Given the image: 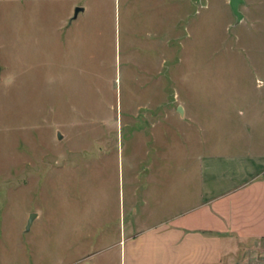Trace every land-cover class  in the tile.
<instances>
[{
    "label": "rangeland",
    "instance_id": "rangeland-1",
    "mask_svg": "<svg viewBox=\"0 0 264 264\" xmlns=\"http://www.w3.org/2000/svg\"><path fill=\"white\" fill-rule=\"evenodd\" d=\"M239 12L236 24L229 0L0 1V64L14 65L21 28L29 66L17 78L0 66V264L93 251L143 162L197 201V158L235 150H207L177 108L264 91V0Z\"/></svg>",
    "mask_w": 264,
    "mask_h": 264
},
{
    "label": "crops",
    "instance_id": "crops-1",
    "mask_svg": "<svg viewBox=\"0 0 264 264\" xmlns=\"http://www.w3.org/2000/svg\"><path fill=\"white\" fill-rule=\"evenodd\" d=\"M0 1L22 5L57 0ZM20 29L12 39L14 65L0 64L15 70V75L9 71L10 78L28 74V51H22L25 31ZM205 97L201 95L208 101L201 104V115L185 108L182 115L176 110L178 119L200 130L207 150L235 151L197 158V201H178L177 175H162L153 170L154 163L143 162L134 175L137 185L123 208V220L112 223L104 243L98 242L93 251L60 256L61 264H264V91L244 99L243 106L236 95L222 96L218 112ZM65 239L58 231L60 245Z\"/></svg>",
    "mask_w": 264,
    "mask_h": 264
},
{
    "label": "water",
    "instance_id": "water-1",
    "mask_svg": "<svg viewBox=\"0 0 264 264\" xmlns=\"http://www.w3.org/2000/svg\"><path fill=\"white\" fill-rule=\"evenodd\" d=\"M243 3V0H229V7H230V10L233 14V16L235 17L236 19V23H239L241 20H242V14L239 12V6ZM83 9L82 8H75L74 10V14H73V17L71 20H75L78 13L82 12ZM177 112L182 115L183 111H182V108L181 107H178L177 108ZM60 137V135H58V138ZM32 215L29 219V222L28 224H30L31 220H32Z\"/></svg>",
    "mask_w": 264,
    "mask_h": 264
}]
</instances>
